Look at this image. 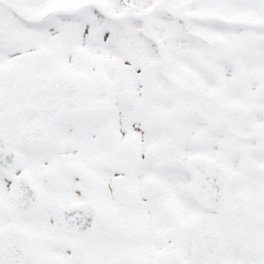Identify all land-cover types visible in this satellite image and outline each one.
I'll list each match as a JSON object with an SVG mask.
<instances>
[{"label": "snow or ice", "instance_id": "snow-or-ice-1", "mask_svg": "<svg viewBox=\"0 0 264 264\" xmlns=\"http://www.w3.org/2000/svg\"><path fill=\"white\" fill-rule=\"evenodd\" d=\"M0 264H264V0H0Z\"/></svg>", "mask_w": 264, "mask_h": 264}]
</instances>
